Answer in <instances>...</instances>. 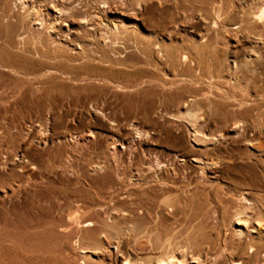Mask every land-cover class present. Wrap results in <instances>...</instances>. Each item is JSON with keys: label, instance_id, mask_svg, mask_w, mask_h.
I'll return each mask as SVG.
<instances>
[{"label": "rangeland", "instance_id": "1", "mask_svg": "<svg viewBox=\"0 0 264 264\" xmlns=\"http://www.w3.org/2000/svg\"><path fill=\"white\" fill-rule=\"evenodd\" d=\"M261 13L0 0V264H264Z\"/></svg>", "mask_w": 264, "mask_h": 264}, {"label": "bare ground", "instance_id": "2", "mask_svg": "<svg viewBox=\"0 0 264 264\" xmlns=\"http://www.w3.org/2000/svg\"><path fill=\"white\" fill-rule=\"evenodd\" d=\"M258 1V0H257ZM77 6V5H76ZM262 6V5H261ZM78 7V6H77ZM55 8V7H54ZM76 8V7H75ZM78 9V8H77ZM80 9V8H79ZM54 10H56V9H54ZM72 10V9H71ZM261 10H263L262 8H261ZM258 11H260V10H258ZM261 12V11H260ZM259 13V12H258ZM75 14V13H74ZM250 14V13H249ZM262 14V13H261ZM65 15H66V13H65ZM73 15V14H72ZM260 15V14H259ZM29 16V15H28ZM38 16V15H37ZM62 16V15H61ZM36 17V16H35ZM262 17L264 18V15L262 14ZM26 18V17H25ZM70 18V17H69ZM75 18V17H74ZM259 18V17H258ZM37 19V18H36ZM249 19V18H248ZM259 20H261V18H259ZM31 21V20H30ZM35 21V20H34ZM41 21V20H40ZM253 22V21H252ZM32 23V22H31ZM38 23V22H37ZM36 22H35V24H37ZM61 23V22H60ZM5 24V23H4ZM39 24V23H38ZM65 24V23H64ZM63 24V25H64ZM41 25V24H40ZM49 25V24H48ZM51 25V24H50ZM50 27V26H49ZM48 27V28H49ZM51 28H53V27H51ZM32 29V28H31ZM29 31H30V29H29ZM28 31V32H29ZM2 33V32H1ZM8 34V33H7ZM24 34V33H23ZM10 37H11V35H10ZM2 38V37H1ZM5 39V38H4ZM8 39V38H7ZM260 39V38H259ZM25 40V39H24ZM10 41V40H9ZM11 42V41H10ZM19 42V41H18ZM25 44V43H24Z\"/></svg>", "mask_w": 264, "mask_h": 264}]
</instances>
